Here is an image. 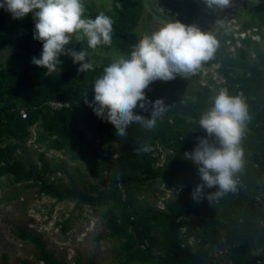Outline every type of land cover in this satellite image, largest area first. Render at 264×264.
<instances>
[{"label": "trees", "instance_id": "1", "mask_svg": "<svg viewBox=\"0 0 264 264\" xmlns=\"http://www.w3.org/2000/svg\"><path fill=\"white\" fill-rule=\"evenodd\" d=\"M114 15L111 45H99L87 49L115 50L126 57L140 40L136 27L138 4L133 0H109ZM190 16L201 6L200 0H185ZM5 10L0 8V52L14 46L12 37L21 29L33 35L35 23L29 13L23 19L10 16L2 19ZM254 21L249 27H264V0L250 10ZM96 16H88L95 18ZM257 62L247 59L242 49L229 56L225 51H216L214 59L205 63L220 64L219 72L224 83L217 86L227 88L230 95L243 93L251 120L243 139L245 168L238 174L242 185L236 193H229L219 202L209 204L205 198L200 203L192 199L193 189L201 183L200 177H188L186 152H191L198 144L197 137L206 135L199 126L201 114L212 106V92L208 88L186 94V81L176 79L164 82L155 81L146 90L149 101L163 99L168 111L157 120L153 130H146L133 123L125 137L115 136L114 126L99 118L84 102L94 98L95 80L103 74L106 66L96 61L94 70L78 72L79 64L65 67L60 64L58 72L28 62L26 71L15 72L0 66V176L11 175L17 182H32L28 187L40 185V194L59 202L74 201L76 209L82 206L96 208L111 206L107 216L109 235L124 241L122 250L124 261L121 264H203L210 252V243L220 252H230L235 256H249L255 248H264V209L257 204L255 197L264 201V51L257 45L253 48ZM37 58V57H36ZM226 68L242 71L243 76L233 78ZM179 94L183 97L180 98ZM59 97L70 104L69 109L51 110L48 102ZM24 111L27 117L22 119ZM136 114L150 118L149 111L137 107ZM36 125L47 150L63 152L72 160H89L92 157L101 161L99 169L89 168L92 178H99L104 187L97 195L78 192L75 188H62L47 184L45 175L48 164L41 158V173L36 168L26 170L14 157L16 147L31 137L30 129ZM87 133L96 139L110 138L117 144L120 171L109 157H101L100 150L87 139ZM8 141V143H5ZM15 146H13V144ZM144 145L162 147L171 151L165 166L153 168L149 152H140ZM103 152V151H102ZM107 153V152H103ZM112 152H108L110 155ZM191 161V160H190ZM195 168L197 166L195 165ZM106 173V178L103 174ZM133 177H135L133 179ZM156 178L169 185L184 184L180 198L167 206L166 211L155 210L145 199L139 197L140 185ZM215 189H205V193ZM190 198L189 202L182 199ZM117 212V213H116ZM198 229V250L191 252L183 248L181 230L186 229V237ZM23 236L28 234L23 232ZM36 241V238H33ZM41 259L45 264H62L44 250ZM261 258L251 257L245 264H256ZM234 264H239L236 260Z\"/></svg>", "mask_w": 264, "mask_h": 264}, {"label": "rangeland", "instance_id": "2", "mask_svg": "<svg viewBox=\"0 0 264 264\" xmlns=\"http://www.w3.org/2000/svg\"><path fill=\"white\" fill-rule=\"evenodd\" d=\"M133 1L138 4L137 10L134 9L137 14L134 32L140 39L167 23L179 20L186 25L194 24L202 30L211 31L219 41L217 51L223 49L229 56H235L233 51L239 48L244 51L248 60L255 63L257 60L252 48L257 45L264 51V27H249L254 21L250 10L259 5L260 0H233V6L222 12L207 8L203 0H200L201 6L192 16L185 6V0ZM83 3L86 9L84 18L101 13L114 18L109 0H83ZM9 16L10 13L6 11L2 13L3 20ZM78 35L82 34H74L67 47L76 51L85 49L89 53V61H96L107 67L122 56L128 58L112 49H87L82 45L87 42L86 38L80 40ZM12 40L14 46L0 52V66L19 73L26 71L27 64L33 57L40 58L42 42L35 40L33 35L22 29ZM60 60L65 67L73 64V60L67 55H62ZM219 68L220 64L212 63L202 66L194 76L179 77V80L187 82L186 94L190 96L196 90L208 88L212 92V100L218 93L217 86L225 81ZM226 70L233 78L243 76L242 71L230 68ZM58 71L59 68L55 72ZM179 96L183 97L182 94ZM39 130L36 125L31 127V137L16 147L14 157L26 170L34 167L44 173L46 170L41 165L43 156L48 164L45 175L47 184L54 183L62 188L73 187L78 192L92 195H97L98 191L104 189L102 181L92 178L88 171L89 168L99 169L101 161L95 157L75 161L66 153L47 150V144ZM93 144L107 153L114 152L117 148V144L110 138H94ZM150 153V158H156L151 162L155 169L165 166L167 158L172 155L171 151L162 147H153ZM186 169L189 172L188 177H196L198 168H195L192 161H187ZM106 176L104 173L103 178ZM198 176L196 180L199 179ZM28 184L32 182H17L11 175L0 176V264H45L41 259L43 250L62 264H121L124 261V241L110 236L107 228V216L111 212V206H82L81 209H76L74 201L59 202L40 194V185L36 184L32 188ZM182 188L184 184L169 185L156 178L140 185L139 197L145 199L155 210L166 211L170 203L181 199ZM190 200L185 198L181 201ZM191 231L193 234L190 238L186 237V229L181 230L180 236L182 247L194 252L199 245L198 229L193 227ZM23 232L28 236H23ZM251 257L261 258L256 264H264V248H255L249 256H235L227 251L220 252L211 242L210 252L203 264H234L235 260L239 264H245Z\"/></svg>", "mask_w": 264, "mask_h": 264}, {"label": "clouds", "instance_id": "3", "mask_svg": "<svg viewBox=\"0 0 264 264\" xmlns=\"http://www.w3.org/2000/svg\"><path fill=\"white\" fill-rule=\"evenodd\" d=\"M203 3L221 12L233 6V0H203ZM0 8L17 20L29 13L33 15V38L42 42L43 47L40 58L33 57L31 62L49 72L57 70L62 55L80 65L78 72L94 70L85 49L76 51L67 47L74 34H82L77 38H86L91 49L112 43L114 20L103 13L94 19L84 18L83 0H0ZM218 47L219 41L211 31L179 20L167 23L144 35L128 58L122 56L105 67L94 82L93 100L89 101L85 94L84 102L99 118L114 126L115 136L125 137L133 123L153 130L169 106L162 98L148 100L146 90L150 84L196 75L205 63L214 59ZM149 106L150 118L134 112L137 107L147 112ZM250 120L243 93L230 95L227 88H221L212 98V106L201 114L199 126L206 135L197 137L196 147L184 154L185 159L197 166L201 180L192 191L196 203L206 198L212 205L238 191V174L245 168L243 139ZM138 151L147 153L151 146L144 145ZM213 188L215 191L205 193V189Z\"/></svg>", "mask_w": 264, "mask_h": 264}, {"label": "built area", "instance_id": "4", "mask_svg": "<svg viewBox=\"0 0 264 264\" xmlns=\"http://www.w3.org/2000/svg\"><path fill=\"white\" fill-rule=\"evenodd\" d=\"M48 106L51 108V110H54V111H60L63 109H69L70 108V104L68 102H63L59 97H55L51 101H49ZM20 115H21L22 119L27 117V114L24 111H21ZM87 139L91 142L94 141V138H93L92 134H90V133H87ZM100 156L101 157H109L110 161L114 162L116 170L118 172L120 171V167H119V164L117 161L118 160V154L117 153L112 152L110 155H108L107 153H103L101 151ZM239 184L242 185L240 179H239ZM255 199H256L257 204L260 205L264 209V201L262 200V196L257 195L255 197Z\"/></svg>", "mask_w": 264, "mask_h": 264}]
</instances>
